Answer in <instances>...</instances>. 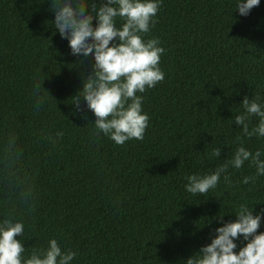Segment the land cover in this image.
I'll list each match as a JSON object with an SVG mask.
<instances>
[{"label":"trees","instance_id":"16d2710c","mask_svg":"<svg viewBox=\"0 0 264 264\" xmlns=\"http://www.w3.org/2000/svg\"><path fill=\"white\" fill-rule=\"evenodd\" d=\"M50 3L0 0V219L23 222L24 255L55 238L77 253L71 264H181L208 242L206 218L215 227L264 201V176L240 183L255 171L247 162L205 194L184 189L241 143L264 149L234 123L244 96L264 101V0L246 16L236 0H161L144 39L165 49L164 79L137 93L143 139L119 145L72 104L92 60L78 63L53 31Z\"/></svg>","mask_w":264,"mask_h":264},{"label":"clouds","instance_id":"9594fccd","mask_svg":"<svg viewBox=\"0 0 264 264\" xmlns=\"http://www.w3.org/2000/svg\"><path fill=\"white\" fill-rule=\"evenodd\" d=\"M161 0H51L52 29L67 40L70 54L82 64L91 56V71L82 77L81 86L72 97L79 109L81 101L95 116L96 134L103 133L115 144L130 139H143L148 114L142 110L146 88L164 79L159 67L165 51L158 38L144 39L154 25ZM260 0H236L235 10L246 16ZM120 21L117 26V21ZM40 84H36L39 89ZM242 111L234 123L245 137L264 138V101L248 96L239 103ZM256 123L250 126L252 118ZM59 135V133H58ZM220 148L212 150L219 156ZM254 167L250 176H243L242 184H254L264 176V149L251 150L241 143L230 159L209 173H192L184 177V189L192 195L205 194L216 188L221 176L230 183L227 169H240L245 163ZM264 202V201H261ZM241 202L230 212L234 219L224 220L218 215L215 227H209L208 242L181 261V264H264V207L261 203ZM24 231L22 221L11 217L0 219V264H71L77 255L62 251L55 238L47 246L32 249L27 255L25 245L16 237Z\"/></svg>","mask_w":264,"mask_h":264}]
</instances>
